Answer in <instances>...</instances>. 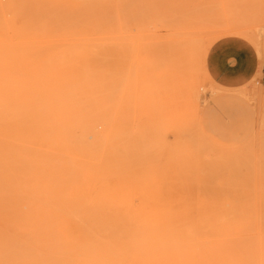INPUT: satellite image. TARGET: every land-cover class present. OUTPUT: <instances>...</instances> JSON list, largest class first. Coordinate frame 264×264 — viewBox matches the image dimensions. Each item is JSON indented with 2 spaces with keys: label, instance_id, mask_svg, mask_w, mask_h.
I'll return each mask as SVG.
<instances>
[{
  "label": "rangeland",
  "instance_id": "rangeland-1",
  "mask_svg": "<svg viewBox=\"0 0 264 264\" xmlns=\"http://www.w3.org/2000/svg\"><path fill=\"white\" fill-rule=\"evenodd\" d=\"M167 1L125 0L119 23L111 0L109 43L126 141L146 158L174 161L175 186L98 192L91 210L68 208L53 188L0 191V223L50 224L59 243L91 247L70 264H264V0H177L184 12L171 34L154 15ZM224 31L243 35L259 53L258 73L242 91L217 87L203 71L207 44ZM6 42L0 39V82L39 99L45 82L67 76L61 36ZM44 134L32 147L39 156L51 148L52 133Z\"/></svg>",
  "mask_w": 264,
  "mask_h": 264
},
{
  "label": "bare ground",
  "instance_id": "bare-ground-1",
  "mask_svg": "<svg viewBox=\"0 0 264 264\" xmlns=\"http://www.w3.org/2000/svg\"><path fill=\"white\" fill-rule=\"evenodd\" d=\"M166 5L163 12L155 7L154 15L171 34L184 11L178 10L180 1ZM111 7V0L0 4V39L6 45H28L61 36L67 74L45 82L39 99L21 84L0 82V191L53 188L60 190L68 208L91 210L98 192L175 186L174 161L146 158L141 145L126 141L118 72L111 66ZM125 20V0H118V22ZM141 54L145 63L148 56ZM258 56L243 35L224 31L207 44L203 71L217 87L242 91L258 73ZM259 92L264 114V87ZM47 130L51 148L39 156L32 147L47 138ZM136 138L133 133L134 144ZM54 231L45 223H0V264H70L82 252L90 255V246H80L76 239L59 243Z\"/></svg>",
  "mask_w": 264,
  "mask_h": 264
},
{
  "label": "crops",
  "instance_id": "crops-1",
  "mask_svg": "<svg viewBox=\"0 0 264 264\" xmlns=\"http://www.w3.org/2000/svg\"><path fill=\"white\" fill-rule=\"evenodd\" d=\"M227 62H229V61H226V63H225V64H226V66H225V69H226V70L228 69ZM228 65H229V64H228ZM223 74H224V72H221V73L217 74V76H216V80H217L218 82H221V79H222Z\"/></svg>",
  "mask_w": 264,
  "mask_h": 264
}]
</instances>
